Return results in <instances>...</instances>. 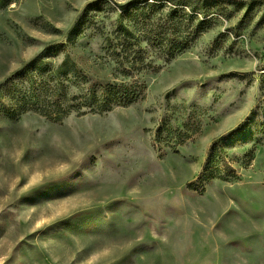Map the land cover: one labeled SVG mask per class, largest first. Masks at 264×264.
<instances>
[{
    "label": "rangeland",
    "instance_id": "obj_1",
    "mask_svg": "<svg viewBox=\"0 0 264 264\" xmlns=\"http://www.w3.org/2000/svg\"><path fill=\"white\" fill-rule=\"evenodd\" d=\"M137 1L9 0L0 86L65 55L85 86L130 82L102 49L119 23L150 28L124 15ZM184 4L148 11L164 47L177 31L186 48L148 53L140 102L0 115V264H264V0Z\"/></svg>",
    "mask_w": 264,
    "mask_h": 264
},
{
    "label": "trees",
    "instance_id": "obj_2",
    "mask_svg": "<svg viewBox=\"0 0 264 264\" xmlns=\"http://www.w3.org/2000/svg\"><path fill=\"white\" fill-rule=\"evenodd\" d=\"M8 1L0 0V9ZM182 6H186L184 0H138L137 6L132 8L120 6L121 10L126 9L124 15L133 18L139 16L143 30L150 26L148 30L142 31L135 28V25L130 28L119 23L105 40L102 58L109 59L114 71L122 75L123 79H131L130 82L93 83L85 86L88 80H85V76L67 55L55 66L37 57L16 72V76L22 75L19 78L22 81L20 86H5V83L0 86V115L13 119L35 114L52 122H61L71 115H102L115 108H126L140 102L143 99V87L134 80L133 75L145 70L154 71L148 53L158 57L163 55L165 58H162L168 60L186 48L182 38L180 42L175 40L179 37L177 31L172 34L174 40L171 44L164 47L155 28L148 23L149 12L168 7L173 17L177 11L182 10ZM203 15L205 18L206 12ZM205 23V19L199 23L202 29ZM181 24L175 21L172 26L177 30ZM77 30L78 27H74L73 33ZM142 43L144 46H141Z\"/></svg>",
    "mask_w": 264,
    "mask_h": 264
}]
</instances>
